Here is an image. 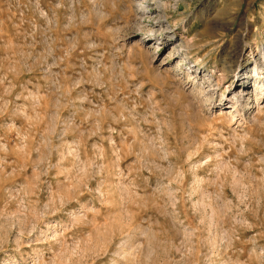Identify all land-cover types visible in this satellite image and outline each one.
Masks as SVG:
<instances>
[{"label": "rangeland", "instance_id": "1", "mask_svg": "<svg viewBox=\"0 0 264 264\" xmlns=\"http://www.w3.org/2000/svg\"><path fill=\"white\" fill-rule=\"evenodd\" d=\"M0 264H264V0H0Z\"/></svg>", "mask_w": 264, "mask_h": 264}, {"label": "bare ground", "instance_id": "2", "mask_svg": "<svg viewBox=\"0 0 264 264\" xmlns=\"http://www.w3.org/2000/svg\"><path fill=\"white\" fill-rule=\"evenodd\" d=\"M229 52V51H228ZM240 54H238V53H236V55H235V57L234 58H232L230 61H229V59L227 60V59H225L224 61H223V68H224V70H225V72L227 73V76L225 77V78H227V77H229V76H231L232 75V72H234V67H235V60L238 58V56H239ZM235 59V60H234ZM245 68V67H244ZM236 76V74L234 73L233 75H232V77H235ZM249 77V76H248ZM250 77H251V75H250ZM252 78V77H251ZM260 84V83H259ZM258 84V85H259ZM258 85H257V87H258Z\"/></svg>", "mask_w": 264, "mask_h": 264}]
</instances>
